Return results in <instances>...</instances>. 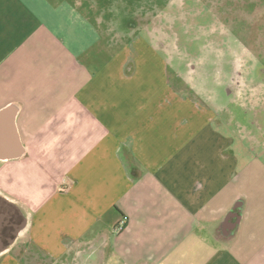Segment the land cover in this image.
<instances>
[{
	"label": "crops",
	"instance_id": "obj_1",
	"mask_svg": "<svg viewBox=\"0 0 264 264\" xmlns=\"http://www.w3.org/2000/svg\"><path fill=\"white\" fill-rule=\"evenodd\" d=\"M86 2L0 0V264H264V142Z\"/></svg>",
	"mask_w": 264,
	"mask_h": 264
},
{
	"label": "rangeland",
	"instance_id": "obj_2",
	"mask_svg": "<svg viewBox=\"0 0 264 264\" xmlns=\"http://www.w3.org/2000/svg\"><path fill=\"white\" fill-rule=\"evenodd\" d=\"M86 1L104 35L152 40L182 87L220 103L264 142V0Z\"/></svg>",
	"mask_w": 264,
	"mask_h": 264
},
{
	"label": "built area",
	"instance_id": "obj_3",
	"mask_svg": "<svg viewBox=\"0 0 264 264\" xmlns=\"http://www.w3.org/2000/svg\"><path fill=\"white\" fill-rule=\"evenodd\" d=\"M69 189H70V187H67L65 190H66V191H69ZM126 221H127V219H126V218H123L122 220H120V221L118 222V224H117V226H116V230H117L118 232H121V231L124 230V228L126 227Z\"/></svg>",
	"mask_w": 264,
	"mask_h": 264
},
{
	"label": "water",
	"instance_id": "obj_4",
	"mask_svg": "<svg viewBox=\"0 0 264 264\" xmlns=\"http://www.w3.org/2000/svg\"><path fill=\"white\" fill-rule=\"evenodd\" d=\"M7 112H9V110H4V111H2V112L0 113V116L3 115V114H5V113H7ZM0 158H1V159H3V158H7V156H5V157H1V155H0Z\"/></svg>",
	"mask_w": 264,
	"mask_h": 264
}]
</instances>
